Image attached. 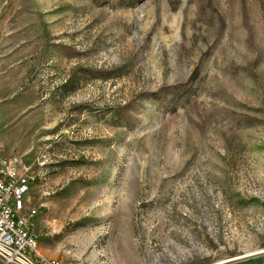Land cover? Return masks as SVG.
Segmentation results:
<instances>
[{
  "label": "rangeland",
  "instance_id": "1",
  "mask_svg": "<svg viewBox=\"0 0 264 264\" xmlns=\"http://www.w3.org/2000/svg\"><path fill=\"white\" fill-rule=\"evenodd\" d=\"M41 255L264 264V0H0V159Z\"/></svg>",
  "mask_w": 264,
  "mask_h": 264
},
{
  "label": "built area",
  "instance_id": "2",
  "mask_svg": "<svg viewBox=\"0 0 264 264\" xmlns=\"http://www.w3.org/2000/svg\"><path fill=\"white\" fill-rule=\"evenodd\" d=\"M33 180L32 169L22 157L0 159V264H61L41 262L36 256V212L27 202Z\"/></svg>",
  "mask_w": 264,
  "mask_h": 264
},
{
  "label": "bare ground",
  "instance_id": "3",
  "mask_svg": "<svg viewBox=\"0 0 264 264\" xmlns=\"http://www.w3.org/2000/svg\"><path fill=\"white\" fill-rule=\"evenodd\" d=\"M36 256L39 257V261H41V262L52 263V261H56V260L45 259V258L41 255V249H40L39 242H36ZM58 263L64 264V263H62V262H60V261H58Z\"/></svg>",
  "mask_w": 264,
  "mask_h": 264
}]
</instances>
